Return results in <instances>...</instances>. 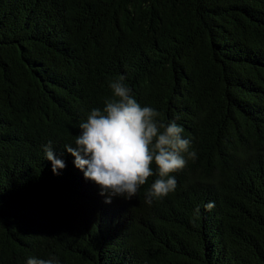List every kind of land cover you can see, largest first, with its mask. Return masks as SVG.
I'll list each match as a JSON object with an SVG mask.
<instances>
[{"label":"trees","instance_id":"trees-1","mask_svg":"<svg viewBox=\"0 0 264 264\" xmlns=\"http://www.w3.org/2000/svg\"><path fill=\"white\" fill-rule=\"evenodd\" d=\"M121 75L197 153L151 204L155 165L105 204L64 150ZM31 256L264 264V0H0V264Z\"/></svg>","mask_w":264,"mask_h":264},{"label":"clouds","instance_id":"clouds-1","mask_svg":"<svg viewBox=\"0 0 264 264\" xmlns=\"http://www.w3.org/2000/svg\"><path fill=\"white\" fill-rule=\"evenodd\" d=\"M126 76L110 83L112 95L105 99L103 108H93L86 121L79 126L80 135L75 146L66 144L64 150L74 157V165L85 180L100 189L105 204L113 198L130 200L154 175L158 179L145 193L146 203L166 197L177 188L174 173L186 167L188 159L195 160L191 141L183 137L184 129L175 120L167 123L159 119L160 113L138 103L132 89L125 83ZM51 141L44 146L45 159L52 163V171L64 169L65 163L56 158ZM204 207L211 210L215 202ZM199 206L195 209L198 215ZM27 264H59L56 257L31 256Z\"/></svg>","mask_w":264,"mask_h":264}]
</instances>
